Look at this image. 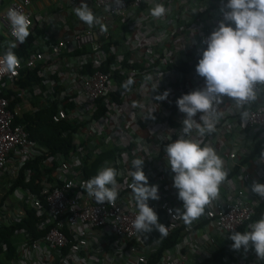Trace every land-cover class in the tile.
<instances>
[{"label":"built area","instance_id":"built-area-1","mask_svg":"<svg viewBox=\"0 0 264 264\" xmlns=\"http://www.w3.org/2000/svg\"><path fill=\"white\" fill-rule=\"evenodd\" d=\"M59 1L61 5L49 14L35 15L33 0H11L4 10L0 0V25L8 41L14 40L6 20L12 7L32 20L30 32L39 28L44 34L31 40L32 47L25 48L24 55L18 53L22 46L18 44L15 53L20 64L15 73L0 63V176L8 168L13 170L0 197V226H16L24 220L25 208H30L36 212L42 233L33 238L23 228L14 230L11 242L16 254L8 264L206 262L214 247L219 250L230 244L228 237L257 221L251 222L264 207V198L251 191L253 181L264 184V94L256 101L260 106L251 104L245 125L240 110L224 97L221 107L225 115L217 131L202 139L226 162L230 179L220 186L219 198L191 226L179 216L173 219L175 210L183 209V202L173 187L174 173L167 164L165 148L178 138L185 118L176 101L205 86L195 69L207 47L203 40L223 19L220 9L227 0H122V5L117 0ZM81 3L89 5L107 31L79 20L73 8ZM156 3L168 9L163 19L149 14ZM62 6L66 13L60 11ZM140 8L144 12L138 16ZM211 12L215 17L209 18ZM155 20L156 29L147 31L146 24ZM5 50L6 44H0V57ZM146 74H151L153 81L145 82ZM130 77L134 83L125 91L122 84ZM155 83L158 87L153 91ZM166 90L170 91L167 100L156 101ZM3 92L8 93L7 98ZM46 108L54 110V124L66 122L73 127L69 132L72 153L48 155L17 123L24 113ZM152 109L155 118L147 120ZM200 115L194 117L198 123H202ZM110 151L111 157L92 169L94 160ZM135 158H143L149 186L158 185L160 199H150L148 204L167 228L166 235L155 228L137 233L133 227L137 209L129 171ZM241 160H247L244 166L238 164ZM28 163L41 166L39 173L34 169L24 172L26 181L34 176L35 190L19 188L15 192L25 193L24 199L2 200L18 171ZM104 166L122 173L117 177L119 195L114 206L96 204L86 192L87 174L94 176ZM182 227L185 233L179 242L165 244L166 236ZM0 247L6 254V243L1 242ZM230 254L223 257L222 264H264L253 248Z\"/></svg>","mask_w":264,"mask_h":264},{"label":"clouds","instance_id":"clouds-1","mask_svg":"<svg viewBox=\"0 0 264 264\" xmlns=\"http://www.w3.org/2000/svg\"><path fill=\"white\" fill-rule=\"evenodd\" d=\"M117 3L122 5V0H117ZM220 11L223 19L203 40L207 47L195 69L198 76L204 78L205 86L182 95L176 101L185 118L178 138L165 148L167 164L174 173L173 187L178 190V199L183 202V209H176L173 219L179 216L187 226L203 216L206 208L219 198L220 186L230 174L216 149L202 139L217 131V125L225 115L221 107L224 97L230 98L236 109L240 110V119L245 125L250 119V108L253 109L251 104L255 102L260 106L256 101L264 94V0H227ZM73 12L89 27L99 25L102 31H107L102 19L94 14L87 3L74 7ZM167 13L168 9L162 3H156L149 9L151 17L158 20ZM6 20L14 40L5 42L6 50L0 57V63L15 73L20 61L13 50L31 34L32 20L14 7L7 10ZM144 80L151 82L153 76L146 74ZM133 83L130 77L122 87L130 91ZM157 87L158 83H155L153 91ZM169 95L170 91L166 90L155 100L165 101ZM154 111L150 110L147 120L155 118ZM197 113L201 114L199 119L202 123L194 119ZM261 157L264 158V153H261ZM246 161H238V164L244 166ZM143 164V158H135L129 171V187L137 209L133 227L137 233H150L155 228L161 235H166L167 228L158 222L157 213L148 204L150 199H160L158 185L149 186ZM249 166H252L251 163H247ZM120 175L122 173L114 167L100 168L95 176L84 182L87 195L94 198L96 204L107 202L114 206L119 195L117 177ZM251 191L264 198V184L253 181ZM255 217L251 222L257 221L245 225L247 230L238 232L240 227L228 238L234 242L233 250L243 248L247 252L253 248L257 257L264 260V216L261 215L259 219Z\"/></svg>","mask_w":264,"mask_h":264},{"label":"trees","instance_id":"trees-1","mask_svg":"<svg viewBox=\"0 0 264 264\" xmlns=\"http://www.w3.org/2000/svg\"><path fill=\"white\" fill-rule=\"evenodd\" d=\"M143 9H138L137 15L140 16L143 13ZM209 18L215 17V12H211ZM31 34L26 39V41L22 44L21 48H19L18 53L19 54H26L24 49L29 48V46L32 47L31 40L38 38L39 36H43V32L39 28H35L33 32H30ZM5 38L3 35L0 34V44L4 43ZM17 53L16 49L13 50ZM35 73V72H34ZM29 76H33L34 74H29ZM37 79V75L34 77ZM25 81V79H23ZM24 82H21V85H24ZM4 97H8V93H2L1 94ZM16 102L10 103V107H13ZM54 110L52 108H46L45 110L38 111L35 114H29L24 113L21 119L17 120V123H20L24 126L25 131L29 134V137L34 140L39 146L44 147L48 150V155H54L57 153H63L68 154L72 153V146L70 143V135L69 132L73 127L70 123H62V124H54L51 120V116L53 114ZM114 151V150H113ZM103 156H99L96 160H94L92 164V169L96 170L97 167L104 162V160L111 157L112 153L110 151L109 154L103 153ZM55 166V165H54ZM41 166L37 165V163L33 164H26L22 169L18 171V176L16 180L13 182V184L9 187L8 192L5 194L2 200L7 198L9 194L15 193L16 190L19 188H27L30 191L35 190V186H32L34 184V176L31 177L29 181H26L25 177V169H34L37 173H39L38 168ZM96 175V174H95ZM94 175V176H95ZM92 173L87 174L88 178H91ZM93 177V176H92ZM229 179V175H227V178L225 181ZM259 213L256 215V219H259L261 217V208H259ZM25 217L24 220L16 224L14 227H7V226H0V243L5 242L7 247V253L5 254L1 247H0V264H6L8 263L9 258L14 256L16 254V250L11 242V236L14 230L19 229H25L27 230L31 236L34 238L36 236L41 235V231L38 230L37 224H38V218L36 216V212L32 209L25 208ZM247 230L246 226H243L240 228L238 232H243ZM184 231V228H179L178 230H173L170 235H167L165 244L167 241L169 243L179 242L181 239V233ZM185 233V232H183ZM234 242L232 241L230 244H226L225 247L220 248L219 250L215 247L213 248L214 252L212 254V257L210 259H207L206 262L202 264H222L223 257L231 256L230 252L233 251L232 244Z\"/></svg>","mask_w":264,"mask_h":264},{"label":"crops","instance_id":"crops-1","mask_svg":"<svg viewBox=\"0 0 264 264\" xmlns=\"http://www.w3.org/2000/svg\"><path fill=\"white\" fill-rule=\"evenodd\" d=\"M4 1L3 0V3H2V6L4 4ZM9 2L11 0H8ZM8 2V3H9ZM61 4H60V1L59 0H33V4H32V10L33 12L35 13V15H40L44 12H47L48 14L52 11L55 10V8H57V6L59 7ZM1 9H3L1 7ZM60 11H63L64 13H66L65 11V7L62 6L61 7V10ZM157 25V21H153L152 23H148L146 24L147 26V31H151L152 29H156L155 26ZM4 32V44L6 41H8V39L6 38V31L5 29L0 25V34L3 35L2 33ZM12 169L11 168H8L1 176H0V197L5 193L6 191V186L7 184L10 182V176L12 174ZM8 264V263H7Z\"/></svg>","mask_w":264,"mask_h":264},{"label":"rangeland","instance_id":"rangeland-1","mask_svg":"<svg viewBox=\"0 0 264 264\" xmlns=\"http://www.w3.org/2000/svg\"><path fill=\"white\" fill-rule=\"evenodd\" d=\"M8 2H9L8 0L4 1V4L2 6L3 10L6 9V7L8 6ZM2 34H3V36L5 35L4 32ZM25 196H26L25 193L18 191V192L9 194L7 197H8V200L12 202V201L22 200V199H24Z\"/></svg>","mask_w":264,"mask_h":264}]
</instances>
